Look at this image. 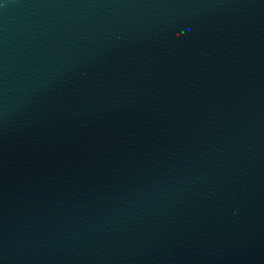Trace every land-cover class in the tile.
I'll list each match as a JSON object with an SVG mask.
<instances>
[{
  "label": "water",
  "instance_id": "water-1",
  "mask_svg": "<svg viewBox=\"0 0 264 264\" xmlns=\"http://www.w3.org/2000/svg\"><path fill=\"white\" fill-rule=\"evenodd\" d=\"M0 264H264V0H0Z\"/></svg>",
  "mask_w": 264,
  "mask_h": 264
}]
</instances>
